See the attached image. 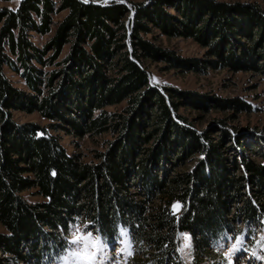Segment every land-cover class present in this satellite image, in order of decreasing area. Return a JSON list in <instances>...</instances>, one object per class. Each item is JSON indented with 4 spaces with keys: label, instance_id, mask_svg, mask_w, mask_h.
<instances>
[{
    "label": "trees",
    "instance_id": "1",
    "mask_svg": "<svg viewBox=\"0 0 264 264\" xmlns=\"http://www.w3.org/2000/svg\"><path fill=\"white\" fill-rule=\"evenodd\" d=\"M153 29L195 40L207 58H183L154 44L144 37ZM32 33L50 36L39 47ZM146 61L264 76V9L221 0L0 6V223L6 229L0 264H43L68 245L78 221L108 240L122 227L153 264H181L179 233L189 234L197 261L210 255L219 235L264 218V162L242 156L245 133L224 120L216 130H199L179 112L187 105L249 113L250 105L152 84ZM5 66L28 91L12 84ZM123 102L119 112L105 109ZM15 111L38 112L53 123L17 122ZM51 130L113 138L95 161L85 162L67 153ZM29 189L43 200L28 202L21 193Z\"/></svg>",
    "mask_w": 264,
    "mask_h": 264
},
{
    "label": "rangeland",
    "instance_id": "2",
    "mask_svg": "<svg viewBox=\"0 0 264 264\" xmlns=\"http://www.w3.org/2000/svg\"><path fill=\"white\" fill-rule=\"evenodd\" d=\"M94 1V0H90ZM102 4L112 1H118L125 4L140 2L143 0H97ZM221 1H240L255 2L264 9V0H221ZM18 0H0V6H8L15 8ZM62 11L54 16L57 21L64 16ZM50 34L38 35L32 33V41L39 47L49 38ZM144 37L154 44L163 48L172 50L175 54L183 58H207V49L191 38L167 37L159 30L153 29L151 34ZM68 47H63L60 58H62ZM150 74L152 84L158 86H170L183 92L194 93L198 95H207L208 97H216L218 99H234L243 100L251 107V112H238L234 109L227 108H202L201 106L182 105L179 112L182 113L187 120L196 129L216 130L218 120L227 122V127L233 129L234 132L245 133L240 136V148L242 156H246L255 162H264V146L262 141L264 138V76L252 71L234 70L231 67L209 68L205 71H180L177 69H164L166 62L163 61H146L144 62ZM56 66H50L46 69H52ZM4 71L12 84L22 90L28 91L23 79L19 74L12 71L7 66ZM124 106V102L107 106L105 109L109 112H119ZM98 111H96L97 113ZM13 117L17 122L32 121L40 125H48L53 123L42 117L38 112L25 113L21 111L13 112ZM51 133L58 136L61 145L66 149L67 153H76L81 157L82 161H95V153L102 151L107 142L113 137L111 133H103L100 135H84L76 136L64 130ZM216 136V135H215ZM237 148L236 152L239 153ZM232 152H228L227 156L232 157ZM193 164L191 161L188 165ZM178 169H182L181 167ZM239 173V172H238ZM237 174V172H234ZM134 191V188L131 190ZM21 195L30 203L42 201V197L35 193V189H29L21 193ZM233 213V211H232ZM234 214H230L232 217ZM239 231L233 234H223L218 236V240L212 245V252L209 256L202 257L201 260L194 258L191 239L190 246L178 251L184 243L182 234L179 233L176 253L181 264H264V218L259 223L251 222L237 225ZM122 227H118L115 237L111 240L101 235L87 230L84 223L79 221L72 226L70 234L67 236L68 245L58 254H53L45 258L43 264H100L101 253H97L95 259L91 254L96 251L92 245L97 237L106 245L103 250L102 264H153L147 255V249L132 242L130 233L127 230V237L121 235ZM0 232H6V229L0 223ZM91 232V237L88 233ZM189 236V234H187ZM80 239L73 243L75 237ZM190 237V236H189ZM125 240L130 244L131 255L128 250L121 251L125 248ZM240 241L237 244V241ZM237 245L238 251H233L232 246ZM78 253L73 256L72 253ZM255 252V255L253 253ZM67 257V260L64 258ZM25 264V263H17Z\"/></svg>",
    "mask_w": 264,
    "mask_h": 264
},
{
    "label": "snow or ice",
    "instance_id": "3",
    "mask_svg": "<svg viewBox=\"0 0 264 264\" xmlns=\"http://www.w3.org/2000/svg\"><path fill=\"white\" fill-rule=\"evenodd\" d=\"M180 207H181V205L179 203L174 204L172 206L173 214L178 212L180 210ZM87 235H88V237H91V232H89ZM121 235L124 237H127V235H128L127 230L121 229ZM182 236H183L184 243L181 245V247L178 249V251H183L184 248H187L190 246V239L191 238L187 234H182ZM79 239H80V237L77 236V237H75V239L72 242L76 243ZM124 243H125V248L122 249L121 251L128 250V255H131V251L129 250L130 244H128L126 240ZM239 243H240V241L238 240L237 244H239ZM92 245L96 249V251L91 254L92 259L96 258L97 253H101L100 264H102V261H103V255L102 254H103V250L106 247V245L101 242L99 237H97L94 241H92ZM232 249H233V251L239 250V248L235 244L232 246ZM72 255L75 256V255H78V253L74 252V253H72ZM253 255H255V252L253 253ZM64 259L67 260V257H65Z\"/></svg>",
    "mask_w": 264,
    "mask_h": 264
},
{
    "label": "water",
    "instance_id": "4",
    "mask_svg": "<svg viewBox=\"0 0 264 264\" xmlns=\"http://www.w3.org/2000/svg\"><path fill=\"white\" fill-rule=\"evenodd\" d=\"M91 2H93V3H95V4H102L101 2H99V1H97V0H94V1H91Z\"/></svg>",
    "mask_w": 264,
    "mask_h": 264
},
{
    "label": "built area",
    "instance_id": "5",
    "mask_svg": "<svg viewBox=\"0 0 264 264\" xmlns=\"http://www.w3.org/2000/svg\"><path fill=\"white\" fill-rule=\"evenodd\" d=\"M81 1H83V2H89L90 0H81Z\"/></svg>",
    "mask_w": 264,
    "mask_h": 264
}]
</instances>
